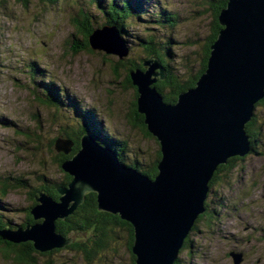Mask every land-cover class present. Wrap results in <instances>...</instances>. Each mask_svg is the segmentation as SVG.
Wrapping results in <instances>:
<instances>
[{
	"label": "rangeland",
	"instance_id": "obj_1",
	"mask_svg": "<svg viewBox=\"0 0 264 264\" xmlns=\"http://www.w3.org/2000/svg\"><path fill=\"white\" fill-rule=\"evenodd\" d=\"M135 1H130L133 10ZM28 4L0 0V201L6 218L14 225L24 224L23 210L32 205L28 195L40 185L42 177L52 182L63 178V172L54 163L57 157L49 150L50 142L56 145L57 139L69 140L73 144L71 150L56 153L64 157L72 153L69 159L80 146V138L70 136L79 122L77 116L45 107L31 96L35 93L26 85L31 63L37 64L42 76L49 78L56 89L65 90L69 98L80 101L82 108L93 111L101 124V136L105 135L102 147L111 145L112 140L125 142L124 164L130 166L136 161L138 172L142 173L159 151L155 138L135 123L136 89L123 84L125 70L120 71L123 68L117 64V58L92 50L70 53L69 47L76 43L69 39L75 35L80 45L84 37L71 23L76 16L72 8L90 14L93 30L96 23L105 25L104 14L91 7L89 0H56L51 6L30 0ZM205 4V0H141L137 17L133 14L132 19L124 21L123 38L130 43L129 48L125 47L127 56L119 62H125V68L133 64L140 68L146 54L139 39L151 35L158 50L157 44H164L172 34L175 43L173 48L168 46L172 49L173 72L181 84L193 78L199 71L197 55L213 23V12ZM102 6L107 8L106 3ZM161 8L178 14L174 28L163 26L162 21L159 25L156 17L149 19ZM114 65L120 68L117 75L111 69ZM141 68L137 70L147 69ZM152 79L153 85L162 81L157 76H151ZM257 113L264 137V109L259 108ZM60 128L65 131L63 135H59ZM224 175V183L209 190L206 197L209 212L213 213L210 227L204 221L198 222L195 231L188 233L191 248L177 254L183 264H234L229 253L242 254L239 264H264V148L259 146L256 153L227 169ZM17 180L24 184H16ZM85 235L75 237L80 240ZM117 240L109 247L110 252L91 263L77 252L54 248L45 257L35 254L34 263L130 264L127 237L118 232ZM0 264L18 263L0 253Z\"/></svg>",
	"mask_w": 264,
	"mask_h": 264
},
{
	"label": "water",
	"instance_id": "obj_2",
	"mask_svg": "<svg viewBox=\"0 0 264 264\" xmlns=\"http://www.w3.org/2000/svg\"><path fill=\"white\" fill-rule=\"evenodd\" d=\"M218 23L221 29L210 46L204 73L175 104H165L152 86L151 76L164 79L157 59L144 60L141 66L147 69L129 75L136 88L135 111L159 146L153 180L119 164L111 148L85 134L77 153L61 164L71 181L67 188H56L58 202L39 193L30 211L39 222L1 232L0 237L13 244L31 242L40 253L61 249L70 240L55 233L54 223L71 215L85 195L93 193L98 211L116 215L132 227L134 264H175L186 236L204 212L208 183L217 167L250 153L245 125L264 98V0H227ZM87 42L90 50L118 61L127 56L114 27L94 30ZM68 141L55 140L54 151L66 154L73 146ZM230 256L234 264L240 263L241 254Z\"/></svg>",
	"mask_w": 264,
	"mask_h": 264
},
{
	"label": "trees",
	"instance_id": "obj_3",
	"mask_svg": "<svg viewBox=\"0 0 264 264\" xmlns=\"http://www.w3.org/2000/svg\"><path fill=\"white\" fill-rule=\"evenodd\" d=\"M18 4H21L23 6H28L30 0H14ZM38 3L41 5L43 3L51 6L56 3V0H37ZM106 1V2H105ZM131 0H122L119 3L115 2L114 0H89V3L91 4V7H96L97 10L102 12L105 16L104 23L106 26L114 27L121 38L124 41V44L126 47L129 48V41L127 39L123 38L124 35V21L128 18H131L133 14L137 17V12H139L141 9V0H136L134 10L132 9ZM106 3L107 8L103 7ZM205 5L208 10L211 9V12H213V23L211 24V29L209 30L208 34L205 36L204 39H206V42L203 44L202 51L197 55V58L199 57V71L197 74L192 78H189L184 82L183 84L179 83L177 80V77L175 76L173 72L172 63L173 60L171 58V50L168 45L173 48L174 45V39L171 38L172 34L170 35V38H168L164 44V46L160 44H157L158 50L155 48L152 41V36L148 35L147 38L139 39L142 49L144 50L146 54V58H152L153 60H158L161 64V67L164 69V79L162 81L157 82V84H154L153 87L156 89L158 94L163 99V102L165 104H175L177 101L178 95L186 92L187 90L194 88L197 80L199 77L204 73L206 69V63L207 59L209 57L210 53V46L216 41L217 35L219 30L221 29L218 23V16L221 12V10L226 8L227 0H205ZM79 4V3H78ZM78 7L72 8L74 10V13L76 16L71 19V23L73 26L77 28L79 32L84 33L83 37V43L77 44L79 42L76 40V36L73 35L72 38L69 40H72L73 43H76L75 47H69L71 49L70 53H77V52H91L88 42H87V36L92 33L93 27H92V17L90 14L86 13L83 9L77 10ZM143 12L142 14H144ZM139 14V13H138ZM141 14V13H140ZM156 17L158 23L162 21L163 26H167L172 28L174 24L176 23V20L178 18V14L171 13L166 9H159V12H155L152 15L149 16V19L153 21V18ZM163 19V20H162ZM162 23H159L162 24ZM104 25V26H105ZM96 29L100 28V24L96 23ZM174 28V27H173ZM83 30V31H82ZM71 42V41H70ZM69 42V43H70ZM129 42V43H128ZM173 44V45H172ZM161 51V52H160ZM201 54V55H200ZM105 56V55H104ZM119 65H121L120 71L125 70V79L123 81V84L133 87L131 79L129 77L130 73L135 72L137 69H142L141 66H136L133 64V66H129V68H125V62H119ZM116 64V65H117ZM112 66L111 69H113L114 73L116 75L118 74V70L120 69L119 66ZM43 74L38 70L36 63H31L28 65V75L26 79V85L28 87L30 86L35 95L38 97L43 98L44 100H40L37 96L31 95L38 103H42L45 107L51 108L55 111H69L73 116H77L79 119V122L73 124V135L75 138H80L83 135H89L97 144L102 146L103 144V136H101V133L99 128L100 122L98 121V118L95 116L92 110L90 109H84L80 105V101L77 99H72L68 97L67 92L64 90H59L54 87L53 83H50L49 78H44L42 76ZM29 76V79H28ZM37 78V80H36ZM136 89L135 87H133ZM58 93V94H57ZM138 97V95H137ZM137 98L134 102V108L137 105L136 102ZM35 101V102H36ZM36 102V103H37ZM259 108L264 109V98L260 101H258L255 104V112L254 116L251 119L250 122H248L245 125V133L246 136L249 138L250 143V153L243 157H233L227 159L226 163L223 165H219L214 172L212 178L210 179L208 183V189L211 190L214 187H219L221 184L224 183L225 180V171L227 169L233 168L237 163L240 161L246 159L249 155H252L253 153H256V150L259 146L264 148L263 142H260V139L263 137L261 136L262 133L260 132L261 127V120H259V113H257ZM134 117L136 125H140L141 128L146 132V128L143 124V117L137 113V111L134 110ZM67 121V120H66ZM58 122V121H56ZM40 126V125H39ZM61 129V133L59 135H63V132L65 133L63 128ZM147 133V132H146ZM65 138H67L65 136ZM264 138V137H263ZM69 139V137H68ZM107 140V139H106ZM54 141V140H53ZM102 142V143H101ZM109 142V141H108ZM114 142V144H113ZM111 143V141H110ZM259 145V146H258ZM262 145V146H261ZM104 146V145H103ZM109 148H112L114 153L116 154L117 160L119 164L126 166L128 168L134 169L138 171L140 168L138 163L135 161L130 166L124 164L123 162V151H125V142L123 141H117L112 140L111 145H107ZM53 143L50 142V148L49 150L52 151L53 155L55 154L56 160H54V163L58 169L61 170V164L66 160L69 159L71 154L67 156H61L56 155L57 152L54 151ZM75 151V149H72V152ZM160 159V153L159 151L155 155L154 162L151 163L150 167H148L146 170H144L141 174L145 177H148L149 179H153L156 174V165L157 162ZM71 179L70 177L63 173V178L60 182H52L49 180H46V178L42 177V181L39 183L40 185L31 192L28 197L32 200V205L26 208V210H23V212H26V217L24 219V224L22 225H14L12 223V220L6 218L7 216L4 214L6 211L5 208L2 207L3 203L0 201V233L1 232H16L18 228L24 230L26 225L30 226L35 224L36 222L33 220L30 211L31 209L37 204L35 199L38 197V194L41 193L43 195L48 196L52 201L58 202L59 194L56 191V188L62 187L67 188L68 184L70 183ZM16 184L23 185L24 182L17 180ZM205 207V213L203 215L198 216L196 219L192 232L195 231L196 227L195 225L198 222L204 221L207 226L210 227V219L212 217L211 213L209 212V204L205 201L204 203ZM210 213V214H209ZM209 214V215H208ZM213 214V213H212ZM205 218V219H204ZM55 227V233L60 235L62 238H66L70 240V242L64 246L61 249L77 252L80 254L87 263H91L94 260L98 261L100 260L101 256L104 255V253L110 252L109 247L112 245V243H115L117 240L118 232L120 234L127 237V252L130 253L132 245H133V232L132 227L122 220L116 215H111L105 212L98 211L97 209V203H96V195L95 194H86L84 198V202L80 204L71 215L67 216L64 220H57L54 223ZM80 233L86 234L85 236L81 237L80 240H77L75 237L76 235H79ZM189 236L187 235L182 248L179 250H188L191 248L192 243L189 240ZM79 238V237H78ZM20 245L10 243L8 241H4L0 237V253L3 255H6L9 258H12L14 262L18 264H35V254H37L40 257H45L50 254L51 251L40 253L33 249V245L30 242L25 243H19ZM178 252V253H179ZM129 262L130 264H134V256L132 253H130L129 256ZM51 264V263H47ZM175 264H183L181 261L177 258Z\"/></svg>",
	"mask_w": 264,
	"mask_h": 264
},
{
	"label": "bare ground",
	"instance_id": "obj_4",
	"mask_svg": "<svg viewBox=\"0 0 264 264\" xmlns=\"http://www.w3.org/2000/svg\"><path fill=\"white\" fill-rule=\"evenodd\" d=\"M57 94H58V93H57ZM161 98H162V97H161ZM162 101H163V99H162ZM153 179H154V178H153ZM153 179H152V180H153ZM203 209H204V212H203L201 215H203V214L205 213V207H203Z\"/></svg>",
	"mask_w": 264,
	"mask_h": 264
},
{
	"label": "flooded vegetation",
	"instance_id": "obj_5",
	"mask_svg": "<svg viewBox=\"0 0 264 264\" xmlns=\"http://www.w3.org/2000/svg\"><path fill=\"white\" fill-rule=\"evenodd\" d=\"M253 154H254V153H253ZM253 154H252V155H253ZM249 156H250V155H249ZM235 252H236V251H235ZM239 254H241V253H239ZM229 255H230V253H229ZM241 255H242V254H241Z\"/></svg>",
	"mask_w": 264,
	"mask_h": 264
}]
</instances>
